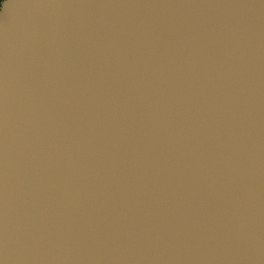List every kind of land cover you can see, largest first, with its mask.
Here are the masks:
<instances>
[{"label": "water", "instance_id": "95a60500", "mask_svg": "<svg viewBox=\"0 0 264 264\" xmlns=\"http://www.w3.org/2000/svg\"><path fill=\"white\" fill-rule=\"evenodd\" d=\"M3 264H264V0H3Z\"/></svg>", "mask_w": 264, "mask_h": 264}, {"label": "trees", "instance_id": "16d2710c", "mask_svg": "<svg viewBox=\"0 0 264 264\" xmlns=\"http://www.w3.org/2000/svg\"><path fill=\"white\" fill-rule=\"evenodd\" d=\"M2 1H3V0H0V6H1V4H2Z\"/></svg>", "mask_w": 264, "mask_h": 264}, {"label": "snow or ice", "instance_id": "6c2138e0", "mask_svg": "<svg viewBox=\"0 0 264 264\" xmlns=\"http://www.w3.org/2000/svg\"><path fill=\"white\" fill-rule=\"evenodd\" d=\"M0 264H2V261H0Z\"/></svg>", "mask_w": 264, "mask_h": 264}, {"label": "clouds", "instance_id": "9594fccd", "mask_svg": "<svg viewBox=\"0 0 264 264\" xmlns=\"http://www.w3.org/2000/svg\"><path fill=\"white\" fill-rule=\"evenodd\" d=\"M2 264H3V261H2Z\"/></svg>", "mask_w": 264, "mask_h": 264}]
</instances>
